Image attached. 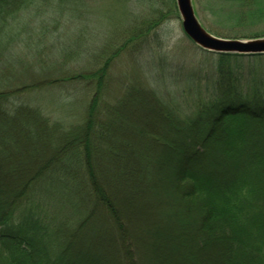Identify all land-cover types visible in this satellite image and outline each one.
I'll list each match as a JSON object with an SVG mask.
<instances>
[{
	"label": "trees",
	"instance_id": "16d2710c",
	"mask_svg": "<svg viewBox=\"0 0 264 264\" xmlns=\"http://www.w3.org/2000/svg\"><path fill=\"white\" fill-rule=\"evenodd\" d=\"M34 1L0 0V42L2 27H9L23 11L29 12ZM245 10L240 16L263 18L264 0H257L253 10ZM161 17L152 16L146 28L158 25ZM208 53L217 57L218 90L197 104L198 111L194 110L190 122L181 129L168 120V111L157 114L167 128L163 134L178 138L168 140L147 133L152 145L164 154L158 158L150 156V150L148 155L144 150L138 152L136 162L141 163L142 171L136 165L133 171L129 163L133 157L127 158L132 154V149L126 152L131 141L119 137L127 136L128 130L144 135L148 128L132 123L133 130L129 119L121 115L122 109L99 102L112 56L92 73L45 80H96L85 119L67 129L58 123L51 125L40 110L19 100L32 84L0 88V169L36 145L39 154H46L36 167L26 170L15 189H6L0 182V264H164L142 239L130 238L108 189L115 185L121 191L129 186L126 192L132 196L145 194L141 188H158L160 181L153 185L155 176H162L171 163L161 157L177 149L180 152L170 172L176 192L173 199L181 208L173 212L182 211L189 221L182 229L168 233L165 243L170 245L166 250L174 259L172 263L264 264V81L255 79L250 88L240 89L238 70L241 59L262 61L264 54ZM3 71L0 67V74ZM235 77L239 78L237 84L232 82ZM2 78L0 75V81ZM155 100L157 105L163 104ZM102 106L111 109L105 118H99ZM58 130L61 135L55 134ZM187 133L191 136L188 142ZM18 170L16 165L10 173ZM142 177L145 184H131ZM46 180H57L67 187L74 198L71 214L63 210L57 216L54 210L47 213L38 200L34 203L36 197L41 200L40 182ZM59 201L65 203L63 197ZM202 256L207 260L194 261Z\"/></svg>",
	"mask_w": 264,
	"mask_h": 264
},
{
	"label": "rangeland",
	"instance_id": "374dc122",
	"mask_svg": "<svg viewBox=\"0 0 264 264\" xmlns=\"http://www.w3.org/2000/svg\"><path fill=\"white\" fill-rule=\"evenodd\" d=\"M34 2L29 12L23 11L18 20H14L13 26L12 23L9 27H2L0 67L4 71L0 74L3 77L0 88L32 84L33 88L24 91L19 100L40 110L51 125L58 123L62 129H67L81 124L85 119L88 105L95 94L96 80L56 83L45 80L92 73L107 57L113 55L115 49L118 50L110 59L98 98L109 108L122 109L121 115L129 119H125L129 124L136 123L148 128L144 135L129 130L127 136L120 134V139L132 143L126 152L132 149V154L127 158L133 157L129 162H132L133 171L136 166L142 171L141 163L136 162L138 152L144 150L148 155L150 150L149 155L158 158L161 153L164 154L156 144L152 145L154 142L147 134L152 132L168 140L171 137V133L169 136L163 134L167 128L159 120L158 113L168 111V120L181 129L190 122L194 110L198 111L197 104L215 93V89L218 90L220 86L216 55L201 49L185 35L175 0ZM191 2L199 23L214 35L232 39L264 37V17L255 18L248 14L240 16L246 8L253 10L257 0ZM156 14L162 15L161 21L147 29L149 19ZM229 65L234 67L235 63L230 62ZM238 70L242 81L239 83V78L235 77L232 82L239 83L240 89L250 88L255 79L264 81V60L241 59ZM155 98L163 104L157 105ZM99 109V118H105L111 110L103 106ZM150 110H154V113ZM128 123H124V126L129 127ZM132 127L135 130L134 125ZM60 130L55 134L61 135ZM188 134L187 142L191 140ZM171 138L176 140L178 136ZM36 146L21 151L11 159L12 163L2 166L0 182L3 187L15 189L18 185L16 182L26 175V170L36 167L38 161L45 157L46 154H39L40 148ZM177 146L180 148L183 144L177 142ZM178 150L164 155V159L161 157L162 161L169 159L171 163L165 166L162 176H155L153 185L155 183L157 186L160 181L158 188H141L145 194L132 196L126 192L129 193L128 185L126 190L118 191L115 185L108 189L112 193L114 209L119 212L131 233L130 238L132 235L142 239L144 246L154 252V256L161 258L164 264H174V259L166 250L170 246L165 243L169 231L182 229L189 219L182 211L174 213V209L181 208L173 199L176 192L170 172L172 161L179 155ZM103 152H100L101 158L104 157ZM16 165L19 170L11 174L10 171ZM143 179L139 178L137 184L133 181L131 184H143ZM40 188L42 198H34V203L38 200L47 213L54 210L52 212L57 213V216L63 210L71 214L74 198L63 183L46 180V183L40 182ZM60 197L65 199L64 204L59 201ZM194 259L196 262L207 260L204 256ZM208 260L214 259L208 257Z\"/></svg>",
	"mask_w": 264,
	"mask_h": 264
},
{
	"label": "water",
	"instance_id": "95a60500",
	"mask_svg": "<svg viewBox=\"0 0 264 264\" xmlns=\"http://www.w3.org/2000/svg\"><path fill=\"white\" fill-rule=\"evenodd\" d=\"M185 35L198 47L215 53L264 54V37L232 39L215 36L199 23L191 0H175Z\"/></svg>",
	"mask_w": 264,
	"mask_h": 264
}]
</instances>
